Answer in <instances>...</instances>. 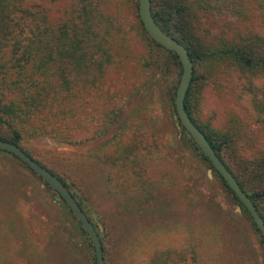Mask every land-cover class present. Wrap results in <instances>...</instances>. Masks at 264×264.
I'll return each instance as SVG.
<instances>
[{
    "label": "trees",
    "instance_id": "trees-1",
    "mask_svg": "<svg viewBox=\"0 0 264 264\" xmlns=\"http://www.w3.org/2000/svg\"><path fill=\"white\" fill-rule=\"evenodd\" d=\"M151 2L156 23L187 48L194 63L185 98L188 115L264 219V0ZM139 9V0H0V139L18 144L58 176L86 213L70 184L22 143L40 137L89 142L119 121L123 104L141 91L151 67L165 63L182 76L178 54L151 38ZM210 98L224 108L221 103L209 106ZM183 129L194 154L219 176L250 218L264 248V236L248 208ZM117 133V140L97 158L119 166L127 179L140 177L161 138L141 129ZM54 196L74 219L70 236H63L75 258L77 251H88L91 239L59 193ZM184 257L182 253L178 259ZM93 260L97 264L96 255ZM174 260V252L166 250L151 263Z\"/></svg>",
    "mask_w": 264,
    "mask_h": 264
},
{
    "label": "rangeland",
    "instance_id": "rangeland-1",
    "mask_svg": "<svg viewBox=\"0 0 264 264\" xmlns=\"http://www.w3.org/2000/svg\"><path fill=\"white\" fill-rule=\"evenodd\" d=\"M153 67L105 135L73 144L40 137L22 145L85 203L106 243V264H152L166 250L176 259L169 264H264L252 221L186 140L171 96L179 70H168L165 63ZM220 103L209 99V106ZM134 129L160 137L161 145L146 171L127 179L124 170L97 155L113 145L114 134ZM49 186L22 160L0 150V264H94L92 241L87 252L72 256L63 234L70 236L74 219ZM182 253L183 261L178 259Z\"/></svg>",
    "mask_w": 264,
    "mask_h": 264
},
{
    "label": "water",
    "instance_id": "water-1",
    "mask_svg": "<svg viewBox=\"0 0 264 264\" xmlns=\"http://www.w3.org/2000/svg\"><path fill=\"white\" fill-rule=\"evenodd\" d=\"M139 8L141 19L144 23L146 31L151 36V38L166 49L178 54L183 65V72L176 90L175 97L176 111L181 123L190 133L201 151L211 160L215 168L224 177L230 188L248 208L254 222L256 223V226L264 236V219L258 212L249 194L241 188L232 172L228 169L222 158L218 155V153L208 141L205 133L188 115L185 107V98L194 75V63L190 57L189 51L181 42H179L178 39L172 35H169L156 23L152 15L151 0H139ZM0 150L8 151L18 156L24 163L35 170L37 174H39L56 192L59 193V195L65 200L67 205L70 207L74 215L81 222L82 226L88 233L95 248L97 264H106L103 242L96 227L64 182L48 168L36 161L18 144L0 139Z\"/></svg>",
    "mask_w": 264,
    "mask_h": 264
}]
</instances>
